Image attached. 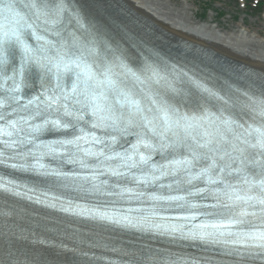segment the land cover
Wrapping results in <instances>:
<instances>
[{
	"label": "snow or ice",
	"instance_id": "6c2138e0",
	"mask_svg": "<svg viewBox=\"0 0 264 264\" xmlns=\"http://www.w3.org/2000/svg\"><path fill=\"white\" fill-rule=\"evenodd\" d=\"M87 3L0 0V264H264V73L177 68ZM11 197L215 255L49 229Z\"/></svg>",
	"mask_w": 264,
	"mask_h": 264
},
{
	"label": "bare ground",
	"instance_id": "6f19581e",
	"mask_svg": "<svg viewBox=\"0 0 264 264\" xmlns=\"http://www.w3.org/2000/svg\"><path fill=\"white\" fill-rule=\"evenodd\" d=\"M87 7L100 20L113 26L124 23L135 27L132 22L147 26L146 47H157L161 51L171 46L190 49V53H179L177 57L188 61L187 55L200 54L196 57L229 70L232 76L235 75L231 70L256 76L264 73V45L238 31L221 35L214 28L196 27L186 20L189 7L174 8L169 2L157 0H88ZM53 259L61 264L60 257Z\"/></svg>",
	"mask_w": 264,
	"mask_h": 264
},
{
	"label": "rangeland",
	"instance_id": "374dc122",
	"mask_svg": "<svg viewBox=\"0 0 264 264\" xmlns=\"http://www.w3.org/2000/svg\"><path fill=\"white\" fill-rule=\"evenodd\" d=\"M157 1L169 2L174 8L189 7L186 20H190V23L198 28H214L221 35H233L235 31H238L264 45V16H248L243 1L240 2V6L236 5L233 0ZM209 9L211 12L207 13Z\"/></svg>",
	"mask_w": 264,
	"mask_h": 264
}]
</instances>
